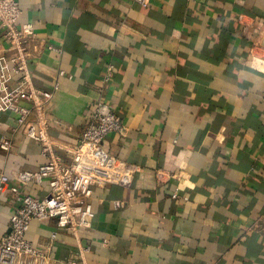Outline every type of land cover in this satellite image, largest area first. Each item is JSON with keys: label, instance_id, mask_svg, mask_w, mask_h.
Masks as SVG:
<instances>
[{"label": "crops", "instance_id": "obj_1", "mask_svg": "<svg viewBox=\"0 0 264 264\" xmlns=\"http://www.w3.org/2000/svg\"><path fill=\"white\" fill-rule=\"evenodd\" d=\"M18 1L51 138L77 145L100 102L124 126L103 144L123 178L94 188L91 228L58 230L45 264H264V0ZM13 53L0 28V67ZM15 126L0 114L8 190L47 161ZM16 206L0 192V240ZM55 231L34 220L27 239L45 249Z\"/></svg>", "mask_w": 264, "mask_h": 264}, {"label": "built area", "instance_id": "obj_2", "mask_svg": "<svg viewBox=\"0 0 264 264\" xmlns=\"http://www.w3.org/2000/svg\"><path fill=\"white\" fill-rule=\"evenodd\" d=\"M136 1L142 6L147 5V0ZM20 15L18 0H0V28L14 47L10 64L0 67V114H13L14 130L24 126L27 136L41 146L47 161L34 172L20 171L14 180L15 185L9 190V178L2 176L0 179V192H8L17 203L10 219V230L0 240V264H45L51 259L50 250L58 230L78 236L80 229L91 228L95 218L94 188L105 187L109 182L123 178L124 170L118 158L105 150L103 144L111 133L122 134L124 126L110 105L100 102L77 145L64 147L51 138L46 108L54 93L34 84L29 70L33 59L30 50L34 40L33 25H21ZM54 88L57 90L59 85ZM1 148L9 150L10 143H2ZM56 150H63L66 156ZM44 182L50 187L45 197L36 198L28 193L32 185ZM114 207L119 209L120 203L114 202ZM34 220H50L55 224L52 242L45 249L34 246L27 239ZM80 249L82 258L88 249Z\"/></svg>", "mask_w": 264, "mask_h": 264}]
</instances>
